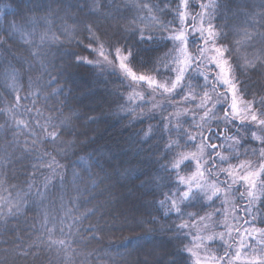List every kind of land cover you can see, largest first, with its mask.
I'll list each match as a JSON object with an SVG mask.
<instances>
[{"label": "snow or ice", "instance_id": "snow-or-ice-1", "mask_svg": "<svg viewBox=\"0 0 264 264\" xmlns=\"http://www.w3.org/2000/svg\"><path fill=\"white\" fill-rule=\"evenodd\" d=\"M0 51V264H264V0H0Z\"/></svg>", "mask_w": 264, "mask_h": 264}, {"label": "trees", "instance_id": "trees-1", "mask_svg": "<svg viewBox=\"0 0 264 264\" xmlns=\"http://www.w3.org/2000/svg\"><path fill=\"white\" fill-rule=\"evenodd\" d=\"M155 2V0H153ZM79 39V37H77ZM64 47L65 49L69 50H75L74 45L69 48V45L67 41L64 42ZM0 55H4L2 51H0ZM88 76L86 74H82L79 77H77V80L79 82H85L88 81ZM98 94H104L105 93H98ZM127 123L126 120H121L119 116L117 115H106L103 122L100 123L99 125H91L90 129L88 131V135L95 136L96 139V144L93 145L92 147H96L97 145L103 146L106 148H113L115 149L117 144H123V141L127 139L129 136L130 132L133 130L131 128L124 127V125ZM136 127H140L139 124L136 125ZM95 129V131H93ZM90 150V149H87ZM84 153H78V155H83ZM44 180V176H39L38 181L42 183ZM12 183H17V181L13 180ZM19 191V189L17 190ZM22 194V193H21ZM2 195L7 197L9 193L7 192H2ZM15 195V193H13ZM128 202L127 203H121L116 207V210L119 212H123L126 216H136L139 217L140 213L144 211L143 207L137 202L134 198L128 197L127 198ZM3 201L0 200V203ZM37 217V211L35 209L26 211L24 215L20 216L18 219H12L10 221V227H15L17 224H19V227L21 229H24L27 227V225L33 223L34 218ZM95 219V218H93ZM129 223H131V219H129ZM39 226V225H37ZM19 234V233H18ZM139 234V229H137L135 232H129L125 230L121 236L120 233H117L115 237L109 236L104 243L107 244L109 241H116L118 242L119 239L123 237H128V236H135ZM4 235V227L0 225V241H3L5 239ZM152 237H147L146 240H151ZM145 244V240H132L130 243L127 244V249H136L137 247ZM75 247V246H74ZM100 248L101 251L99 253L100 256L104 255H115L116 254V248L115 246L113 247L112 251H109L107 248H104V246L97 245L93 243L90 248L88 249L89 251ZM127 249H119L121 253H123ZM93 259H96L95 257ZM23 264V262H21ZM39 264V262H38ZM43 264H49L48 260L45 259L43 260ZM89 264H92L90 261ZM96 264H108L107 260H96Z\"/></svg>", "mask_w": 264, "mask_h": 264}]
</instances>
